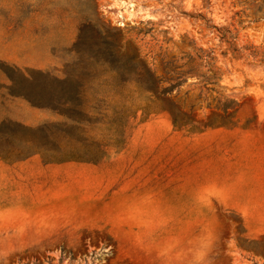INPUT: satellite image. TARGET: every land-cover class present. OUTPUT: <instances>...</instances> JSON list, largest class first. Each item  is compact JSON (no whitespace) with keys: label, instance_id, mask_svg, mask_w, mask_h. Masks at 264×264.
I'll use <instances>...</instances> for the list:
<instances>
[{"label":"rangeland","instance_id":"obj_1","mask_svg":"<svg viewBox=\"0 0 264 264\" xmlns=\"http://www.w3.org/2000/svg\"><path fill=\"white\" fill-rule=\"evenodd\" d=\"M3 121L32 131L0 132V157L91 159L118 180L96 203L64 197L92 208L65 224L0 234V264H264L233 208L183 187L210 158L202 134H264V0H0ZM145 134L162 161L117 169Z\"/></svg>","mask_w":264,"mask_h":264},{"label":"crops","instance_id":"obj_2","mask_svg":"<svg viewBox=\"0 0 264 264\" xmlns=\"http://www.w3.org/2000/svg\"><path fill=\"white\" fill-rule=\"evenodd\" d=\"M48 113L46 110V116ZM161 135L140 136L138 138L146 141L131 142L125 160L117 161V169L125 172L122 166L134 162L144 166L139 173L145 174L148 167L145 164L161 162L164 155L162 142L156 146ZM192 148L207 150L210 158L204 159L205 164L197 169H187L185 191L191 195L195 192L209 197L217 195L219 202L233 208L244 220L246 233L252 239L264 238V134H202ZM178 151V143L171 142L172 161L179 160ZM106 163L109 164V160ZM115 173V167L101 169L89 161L54 164L46 162L39 154L16 161L0 157V234H28L30 228L65 224L60 220L59 212L74 214L92 208L84 209L87 207L76 201L68 202L64 197L78 194L82 201L96 203L98 197L109 195V189L118 180ZM155 190L154 194H162L160 189ZM122 195L129 197L130 193L124 191ZM46 212L50 215L46 216Z\"/></svg>","mask_w":264,"mask_h":264},{"label":"trees","instance_id":"obj_3","mask_svg":"<svg viewBox=\"0 0 264 264\" xmlns=\"http://www.w3.org/2000/svg\"><path fill=\"white\" fill-rule=\"evenodd\" d=\"M71 80V79H70ZM49 108H53V109H58L56 106H48ZM74 113L76 114L77 112H75L74 110ZM60 114L64 117H66L67 119H70L74 124H79L80 122L77 120V118H75V116H71L69 114H66L64 112H60ZM74 114V115H75ZM62 124H58V123H54V124H50V125H46V130L47 129H51V128H56V129H62ZM45 127H40L38 128L39 130H42L44 129ZM8 130H11V131H32V128L28 127V126H25L24 124H21V123H16V122H10V121H3L0 123V132H3V131H7ZM25 143L27 144H33L35 143V140L34 139H26L25 140ZM1 152V151H0ZM42 150H36V153H41ZM67 160H84V161H92L91 159H85V158H79V157H69L67 158ZM49 161H57V159H51Z\"/></svg>","mask_w":264,"mask_h":264}]
</instances>
